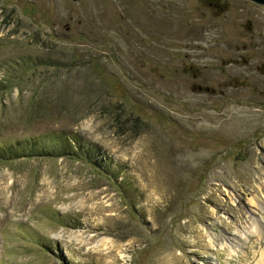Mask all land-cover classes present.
<instances>
[{"label":"rangeland","instance_id":"374dc122","mask_svg":"<svg viewBox=\"0 0 264 264\" xmlns=\"http://www.w3.org/2000/svg\"><path fill=\"white\" fill-rule=\"evenodd\" d=\"M0 81V264H264L263 4L0 0Z\"/></svg>","mask_w":264,"mask_h":264},{"label":"trees","instance_id":"16d2710c","mask_svg":"<svg viewBox=\"0 0 264 264\" xmlns=\"http://www.w3.org/2000/svg\"><path fill=\"white\" fill-rule=\"evenodd\" d=\"M7 89V84L3 81H0V92L5 91Z\"/></svg>","mask_w":264,"mask_h":264},{"label":"bare ground","instance_id":"6f19581e","mask_svg":"<svg viewBox=\"0 0 264 264\" xmlns=\"http://www.w3.org/2000/svg\"><path fill=\"white\" fill-rule=\"evenodd\" d=\"M256 217V216H255ZM259 218V217H258ZM257 217L255 218V220L256 219H258ZM259 222H260V220H258ZM256 224H257V226L259 225V223L258 222H255ZM253 227V230L255 231L256 230V232H260V230H258L256 227H255V225L254 226H252ZM220 243H223V242H220Z\"/></svg>","mask_w":264,"mask_h":264},{"label":"water","instance_id":"95a60500","mask_svg":"<svg viewBox=\"0 0 264 264\" xmlns=\"http://www.w3.org/2000/svg\"><path fill=\"white\" fill-rule=\"evenodd\" d=\"M255 3H258V4H263L264 5V0H251Z\"/></svg>","mask_w":264,"mask_h":264}]
</instances>
